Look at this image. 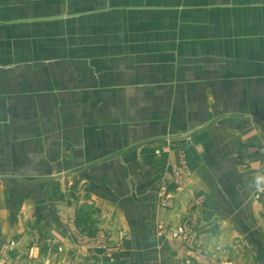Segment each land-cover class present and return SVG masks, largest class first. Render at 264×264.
<instances>
[{
    "label": "crops",
    "instance_id": "1",
    "mask_svg": "<svg viewBox=\"0 0 264 264\" xmlns=\"http://www.w3.org/2000/svg\"><path fill=\"white\" fill-rule=\"evenodd\" d=\"M98 15L122 16L105 21L104 40L96 37ZM82 16L88 26L75 24L89 31L86 46H118L113 31L121 28L137 54L66 63L61 69L73 76L51 75L46 87L97 95L98 86L112 87L114 71H127L144 95L264 96V0H0V63H40L48 76L47 63H64L61 55H22L23 48L49 46L50 25ZM59 41L52 45H66ZM183 78L202 81H177ZM94 100L79 102L95 109ZM204 101L201 109L209 113ZM142 104L120 109H149ZM217 105L222 112L244 109ZM240 116L201 118L195 130L188 118L181 131L165 115L150 122L127 118L117 138L123 145L113 155L106 150L117 140H104L110 143L98 155L96 138L75 146L65 140L61 157L99 160L51 178L0 177V264H264L256 260V254L264 260L257 241L264 240V114ZM180 152L205 162H191L177 187L168 166ZM7 180L19 183L1 182ZM178 227L184 233L170 238Z\"/></svg>",
    "mask_w": 264,
    "mask_h": 264
},
{
    "label": "rangeland",
    "instance_id": "2",
    "mask_svg": "<svg viewBox=\"0 0 264 264\" xmlns=\"http://www.w3.org/2000/svg\"><path fill=\"white\" fill-rule=\"evenodd\" d=\"M96 17V25L98 26L97 30H95L96 37L100 40H104L107 36V32L105 34L104 31L106 24L110 23L112 19H114V22H119L122 19V16L119 15H98ZM106 20L108 23L105 22ZM88 22L87 16H82L79 20L71 19V21H65L60 23V25H58L59 23L53 26L50 25L47 36L49 46H27L23 48L22 55L23 53L29 56L30 54L37 56L61 55V58H63L61 61H64V63H57L56 60L55 62L47 63L50 69L48 76H44L41 73L42 64L40 63H0V177H20L28 180L38 177L51 178L58 176L63 170L72 169L73 166L99 160V158L95 159L91 156L90 158L85 157L78 162H74L73 159L61 157L63 150L62 141L65 140L70 143V146L73 144L75 146L81 139L89 138L91 140L96 138L97 144L92 146L96 147V152L93 154L97 153V155L103 153L104 146H106V149L108 148L107 144L110 142L105 144L104 140H111L112 142L117 140L119 143L113 144L112 149L106 150V154L113 155L123 145L120 139L117 138L120 136L121 125L124 124L122 121H126L127 118L130 121L141 120L142 117H145V121L150 122L153 115L154 118L158 114L161 118L165 115V117L175 119L178 124L176 129L181 131L186 129V127L182 126V123L184 121L188 122V118L192 121L193 130H195L201 127L196 128V124L200 122L201 118L211 119L213 118L211 115L220 114L227 117L232 113L239 112L240 117H251L257 114H264V96L238 94H209L205 96L195 91L193 94L144 95L138 93L140 89L135 80L136 75L127 71H114L112 87L106 85L98 86L96 89L97 95L92 93L90 95H74L75 90L72 89L46 87L44 85L45 81L46 83L50 81L51 75L61 74L65 79L73 76L72 72L65 74L64 72L66 71L61 69V66L66 65V63L73 65L79 59H87L88 56L103 57L107 53L116 55L118 58L129 56L130 59L137 54L139 48L125 45L127 43L124 42H130V33L121 31V28L113 31V40L119 44L118 46H98L95 48L86 46V39L90 36L89 31L85 29L78 31V26L75 23H80V25L82 24L81 26H88L86 25ZM116 24L114 23L115 26ZM61 26L64 27L61 28ZM58 27L61 28L59 31H57ZM56 33L57 37L55 36ZM60 38H64L66 45L53 46L52 43L61 42L59 41ZM56 39L59 40L57 41ZM122 39H125V41ZM79 42L81 43L80 45H78ZM135 65V63L129 64V66ZM213 66L215 64H208L209 69H212L211 67ZM195 69L199 70L200 68L195 65ZM189 80L183 78L177 81L186 83ZM190 81L196 84L202 80L194 78ZM180 85L177 87L178 91L183 90L179 88ZM58 89H60L59 92ZM206 98L209 106H212L209 113L201 109L204 106V102H206L204 101ZM66 99H69V102H66ZM85 99H95L94 101L97 103L95 109H88L81 105L79 101L83 102ZM220 102L227 107L242 106L244 109L239 111L226 109L222 112L217 110L219 106L217 104ZM121 103H129L133 107H136V103H144L142 105L149 104L146 106L150 107L146 110L143 108L140 111H137L136 108L126 110V107L122 110L120 109ZM153 103L155 107L152 109ZM168 104H172L173 110L169 111L167 109L163 111V109H166L164 105ZM185 104H190L191 108L185 110ZM60 106L64 108L57 109ZM218 117L216 116L213 119ZM131 125L130 123L128 127H131ZM101 146L103 147L101 148ZM65 149H68V147ZM162 150L163 148L159 151L156 150L155 155L157 157L162 155ZM87 154H91V152ZM202 160L205 162V159L200 158V156L193 155L192 157V155L188 156L183 152L178 153L177 157L168 166L171 182L177 187H181L190 174V163H198V161ZM36 171L46 173L36 175L34 174ZM1 182L19 183L18 180ZM179 228L184 233V228L178 227L176 229ZM173 231L169 232L170 238H174L171 235ZM250 241L252 243V239ZM257 241L264 246V240L257 238ZM256 260L257 262H264L258 254H256Z\"/></svg>",
    "mask_w": 264,
    "mask_h": 264
},
{
    "label": "built area",
    "instance_id": "3",
    "mask_svg": "<svg viewBox=\"0 0 264 264\" xmlns=\"http://www.w3.org/2000/svg\"><path fill=\"white\" fill-rule=\"evenodd\" d=\"M182 233V229L179 228V229H176L174 230L171 235L176 238L178 235H180ZM31 253L29 254V257H30ZM17 264H25V263H17Z\"/></svg>",
    "mask_w": 264,
    "mask_h": 264
},
{
    "label": "water",
    "instance_id": "4",
    "mask_svg": "<svg viewBox=\"0 0 264 264\" xmlns=\"http://www.w3.org/2000/svg\"><path fill=\"white\" fill-rule=\"evenodd\" d=\"M0 179H4V178H0ZM20 180H22V179H20Z\"/></svg>",
    "mask_w": 264,
    "mask_h": 264
}]
</instances>
